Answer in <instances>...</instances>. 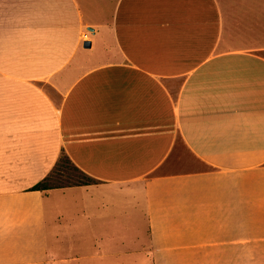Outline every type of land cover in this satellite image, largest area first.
Returning a JSON list of instances; mask_svg holds the SVG:
<instances>
[{"label":"crops","instance_id":"1","mask_svg":"<svg viewBox=\"0 0 264 264\" xmlns=\"http://www.w3.org/2000/svg\"><path fill=\"white\" fill-rule=\"evenodd\" d=\"M261 35L264 0H0V264H264ZM61 153L96 184L30 190ZM73 189L96 251L56 255Z\"/></svg>","mask_w":264,"mask_h":264},{"label":"rangeland","instance_id":"2","mask_svg":"<svg viewBox=\"0 0 264 264\" xmlns=\"http://www.w3.org/2000/svg\"><path fill=\"white\" fill-rule=\"evenodd\" d=\"M259 2V0H258ZM246 3L245 5H247ZM261 34L262 31L260 30ZM262 42H264V35H261ZM96 59L104 58V55L97 52ZM62 176L73 178L74 181L87 182L89 185H95V181H90L85 178L72 164L62 161L61 163ZM60 168V167H59ZM58 173V171L56 172ZM98 197L93 191L84 192L83 190H68L63 192H48L44 196V207L47 222L48 231V243L49 249L53 252L55 250L56 255L65 254L69 252L72 254L83 252H95L97 243L92 237L79 235L80 220L76 215V211L79 205L82 203H94L95 198ZM139 226V244L135 246V249L146 248V224L143 217L137 222ZM110 248V247H109ZM110 250V249H108ZM127 250V249H124ZM129 251V250H128ZM135 264H151L149 259L140 254L135 256Z\"/></svg>","mask_w":264,"mask_h":264},{"label":"trees","instance_id":"3","mask_svg":"<svg viewBox=\"0 0 264 264\" xmlns=\"http://www.w3.org/2000/svg\"><path fill=\"white\" fill-rule=\"evenodd\" d=\"M66 161L71 164L69 159L64 153H61L54 168L52 171L37 185L32 187L30 190L32 191H45V190H51V189H59V188H66V187H78V186H87L89 183L87 182H79V181H74L73 178H68L62 176V171H61V163L62 161ZM60 167V168H59ZM74 167V165H73ZM76 168V167H74ZM77 169V168H76ZM78 170V169H77ZM58 171V173H56ZM79 171V170H78ZM80 172V171H79ZM81 173V172H80ZM85 178H87L90 181H94L81 173Z\"/></svg>","mask_w":264,"mask_h":264},{"label":"water","instance_id":"4","mask_svg":"<svg viewBox=\"0 0 264 264\" xmlns=\"http://www.w3.org/2000/svg\"><path fill=\"white\" fill-rule=\"evenodd\" d=\"M84 47H86V48H89L90 47V43H84Z\"/></svg>","mask_w":264,"mask_h":264}]
</instances>
